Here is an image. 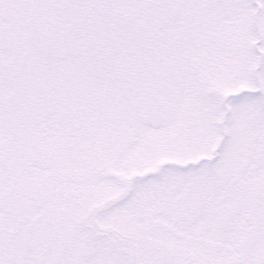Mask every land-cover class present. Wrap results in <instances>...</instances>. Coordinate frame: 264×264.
<instances>
[{
	"label": "snow or ice",
	"instance_id": "obj_1",
	"mask_svg": "<svg viewBox=\"0 0 264 264\" xmlns=\"http://www.w3.org/2000/svg\"><path fill=\"white\" fill-rule=\"evenodd\" d=\"M0 264H264V0H0Z\"/></svg>",
	"mask_w": 264,
	"mask_h": 264
}]
</instances>
